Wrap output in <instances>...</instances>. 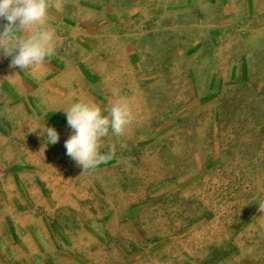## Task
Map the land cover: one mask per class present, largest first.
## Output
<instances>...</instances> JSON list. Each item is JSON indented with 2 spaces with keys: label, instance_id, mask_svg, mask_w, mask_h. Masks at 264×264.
<instances>
[{
  "label": "rangeland",
  "instance_id": "1",
  "mask_svg": "<svg viewBox=\"0 0 264 264\" xmlns=\"http://www.w3.org/2000/svg\"><path fill=\"white\" fill-rule=\"evenodd\" d=\"M250 4L255 18L241 26L222 19L242 9L237 0H61L53 8L89 26L112 15L123 33L144 31L143 45L167 52L216 23L217 32L262 31L244 62L231 36L225 52L216 45L212 66L199 48L152 77L147 97L129 101L125 134L102 143L115 156L95 170L57 161L78 193V208L57 220L60 252L74 264H264V0Z\"/></svg>",
  "mask_w": 264,
  "mask_h": 264
},
{
  "label": "crops",
  "instance_id": "2",
  "mask_svg": "<svg viewBox=\"0 0 264 264\" xmlns=\"http://www.w3.org/2000/svg\"><path fill=\"white\" fill-rule=\"evenodd\" d=\"M237 1L242 9L222 19L230 18L241 26L255 15L250 0ZM134 23L132 19L129 26ZM6 24L0 18V31ZM46 25L55 31V54L41 65L24 71L13 68L12 57L0 52V264H74L71 256L60 252L65 227L57 224L65 208L76 210L79 205L72 199L78 195L69 184L72 175L54 167L59 160L70 161L64 143L73 130L63 109L75 102L101 106L121 97L131 102L144 100L152 77H158L162 69L175 67L181 58H192L199 48L205 53L209 50L205 61L212 66L216 45L225 52L231 36L238 37V60L244 62L247 44L257 40L260 48L262 33L261 29L228 33V28L217 32L216 23L185 43L178 37L177 47L167 52L159 45H143L144 31L132 34L135 29L129 27L123 33L114 20L112 23V15L100 24L94 20L92 27L51 8ZM159 33L163 38V32ZM156 53L160 66L152 63ZM46 126L59 133L56 144L48 143ZM54 230H61L59 240Z\"/></svg>",
  "mask_w": 264,
  "mask_h": 264
},
{
  "label": "clouds",
  "instance_id": "3",
  "mask_svg": "<svg viewBox=\"0 0 264 264\" xmlns=\"http://www.w3.org/2000/svg\"><path fill=\"white\" fill-rule=\"evenodd\" d=\"M60 7L61 0H0V18L7 21L0 31V52L12 57L10 67L31 69L55 54V31L46 25V19L49 9ZM63 111L73 130L64 143L66 154L82 168V173L95 170L115 156L114 147L102 153V143L110 132L124 135L133 120L125 97L103 109L94 102H75ZM45 133L49 144L60 139L53 127L46 126ZM259 211L264 213V202L259 203Z\"/></svg>",
  "mask_w": 264,
  "mask_h": 264
}]
</instances>
